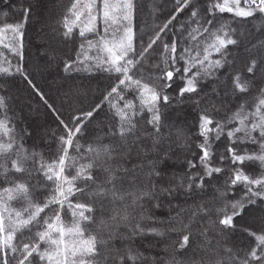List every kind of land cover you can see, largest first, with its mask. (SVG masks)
I'll return each instance as SVG.
<instances>
[{"label": "snow or ice", "instance_id": "1", "mask_svg": "<svg viewBox=\"0 0 264 264\" xmlns=\"http://www.w3.org/2000/svg\"><path fill=\"white\" fill-rule=\"evenodd\" d=\"M169 2L0 0V264H264V0Z\"/></svg>", "mask_w": 264, "mask_h": 264}, {"label": "trees", "instance_id": "2", "mask_svg": "<svg viewBox=\"0 0 264 264\" xmlns=\"http://www.w3.org/2000/svg\"><path fill=\"white\" fill-rule=\"evenodd\" d=\"M33 2L35 3V10L32 13L31 19L29 20L28 31V36L32 43L31 45L26 44L27 51L25 53V59L30 64H40L43 62L42 49L45 43V35L47 32L45 26L52 18L59 16L62 11L61 5L66 4L67 0H38V2L33 0ZM141 2H143V0H141ZM155 2L158 4H163L164 0H155ZM17 3H19V0H17ZM172 3H175V0H170L168 6L171 7ZM141 19H143V16ZM13 22L14 18L12 17H9V19L5 21L4 13L0 12V29H4L6 23ZM252 24L255 26V28H259L261 21H253ZM11 37L12 34L8 35V37L3 40V42L8 43L11 40ZM21 87L23 86L21 85ZM42 119L43 117H40L41 121ZM13 206L19 208L20 204L15 203ZM70 221L71 216L69 214L67 217H65V223H69Z\"/></svg>", "mask_w": 264, "mask_h": 264}, {"label": "rangeland", "instance_id": "3", "mask_svg": "<svg viewBox=\"0 0 264 264\" xmlns=\"http://www.w3.org/2000/svg\"><path fill=\"white\" fill-rule=\"evenodd\" d=\"M10 34H12V33L10 31H8L7 29H5L2 33H0V36H2L3 40H5L8 37V35H10Z\"/></svg>", "mask_w": 264, "mask_h": 264}]
</instances>
